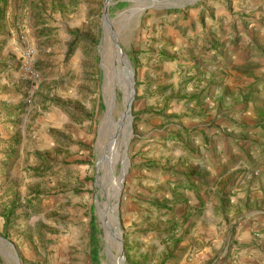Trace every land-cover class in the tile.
Here are the masks:
<instances>
[{
  "label": "rangeland",
  "instance_id": "obj_1",
  "mask_svg": "<svg viewBox=\"0 0 264 264\" xmlns=\"http://www.w3.org/2000/svg\"><path fill=\"white\" fill-rule=\"evenodd\" d=\"M154 1L0 0V264H193L264 205V0Z\"/></svg>",
  "mask_w": 264,
  "mask_h": 264
},
{
  "label": "crops",
  "instance_id": "obj_2",
  "mask_svg": "<svg viewBox=\"0 0 264 264\" xmlns=\"http://www.w3.org/2000/svg\"><path fill=\"white\" fill-rule=\"evenodd\" d=\"M258 198L264 199V191ZM244 200V210L232 205L233 213L219 227L213 219L208 230H200L204 245L198 248L193 264H264V205Z\"/></svg>",
  "mask_w": 264,
  "mask_h": 264
},
{
  "label": "water",
  "instance_id": "obj_3",
  "mask_svg": "<svg viewBox=\"0 0 264 264\" xmlns=\"http://www.w3.org/2000/svg\"><path fill=\"white\" fill-rule=\"evenodd\" d=\"M199 1L200 0H155L154 5L149 6V7L150 8H156V9H158V8L179 9V8H183L186 6H192ZM132 79H133V74H132ZM131 82H132V86H133V81H131ZM132 95H133V91H132ZM128 108H129V106H128ZM128 112H129V109H128ZM0 241L6 242L4 239H1V238H0ZM6 243L9 244L8 242H6ZM9 246H10V244H9ZM14 260L17 261V258L14 257Z\"/></svg>",
  "mask_w": 264,
  "mask_h": 264
},
{
  "label": "bare ground",
  "instance_id": "obj_4",
  "mask_svg": "<svg viewBox=\"0 0 264 264\" xmlns=\"http://www.w3.org/2000/svg\"><path fill=\"white\" fill-rule=\"evenodd\" d=\"M108 27H109V26L106 25V29L108 30L107 32H109V34H110V36H111L110 38H111V41H112L114 38L112 37V35H111V30H110V28H108ZM104 32H105V31H104ZM104 37H105V36H104ZM104 37H103L102 42L104 41ZM109 49H110V45L107 46V52H110ZM108 54H109V53H106V54L104 55V58H105V56H107ZM128 75H129V74H128ZM129 77H130V81H132V73H131V72H130V76H129ZM131 83H132V82H131ZM130 100H131V99H130ZM130 100H129V101H130ZM118 241H119V239H118ZM119 242H120V241H119Z\"/></svg>",
  "mask_w": 264,
  "mask_h": 264
}]
</instances>
